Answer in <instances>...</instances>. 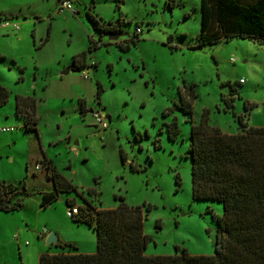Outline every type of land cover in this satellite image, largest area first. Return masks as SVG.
Masks as SVG:
<instances>
[{
  "label": "rangeland",
  "instance_id": "obj_1",
  "mask_svg": "<svg viewBox=\"0 0 264 264\" xmlns=\"http://www.w3.org/2000/svg\"><path fill=\"white\" fill-rule=\"evenodd\" d=\"M83 1L75 5L80 12L76 15L62 11L59 3L56 8L57 0H0V86L11 91L9 103L0 107V128H5L0 132V187L23 186L25 181L31 193L23 199L21 211L0 212V264H38V223L52 219L51 215L57 216L64 231L73 233L68 230L71 219L65 194L52 209L39 210L40 192L54 189L40 159L41 138L56 169L96 207L116 208L122 198L132 207L145 206V211L150 207L146 255H174L178 247L191 255H213L218 224L208 210L222 216L223 204L194 200L191 160L184 158L192 124L181 112L167 118L163 112L179 100L180 89L195 85V124L209 110L212 126L226 134L239 133L237 118L224 112L221 100L234 88L237 114H244L250 126L264 127V45L233 39L192 49L201 30V0ZM88 15L103 25L129 21L123 29L128 34L118 40L97 35ZM7 21L11 25L4 27ZM137 26L142 30L140 41L122 51L117 46L134 39ZM50 27V40L40 48ZM90 35L102 45L91 55V69L64 75L69 58L89 50ZM98 83L104 89L99 100L94 91ZM72 87H86L92 108L83 110L90 119L86 125L77 100H71ZM35 90L43 99L38 102L39 136L26 130L16 115V96ZM174 116L181 136L171 143L164 123ZM136 132L143 141L135 140ZM155 140L160 149L155 148ZM37 162L40 171L35 169ZM131 163L139 170L132 172ZM90 189L98 194L89 196ZM70 197L84 204L75 192Z\"/></svg>",
  "mask_w": 264,
  "mask_h": 264
},
{
  "label": "trees",
  "instance_id": "obj_2",
  "mask_svg": "<svg viewBox=\"0 0 264 264\" xmlns=\"http://www.w3.org/2000/svg\"><path fill=\"white\" fill-rule=\"evenodd\" d=\"M200 13L201 30L192 49L217 46L233 39L264 45V0H201ZM37 18L42 21L41 17ZM88 19L97 35L100 33L108 37L111 33L123 32L124 27L130 24L129 21L121 23L118 20L114 24L103 25L90 15ZM50 31L51 27L43 44L50 40ZM141 33L142 30L136 32L134 39L117 47L124 52L129 51L130 43L136 45ZM172 40L171 36L169 42ZM89 42L87 52L74 56L72 70L83 71L87 66L88 54L102 46L95 42L93 35L89 36ZM195 87L192 85L180 89L179 100L163 112V118L174 115L176 111L188 116L192 130L184 158L191 160L193 198L223 204L222 216L212 209L208 210L218 224L215 253L210 256L191 255L185 249L180 251L178 247L174 255H146L151 237L145 233V221L150 207L146 211L143 209L145 206L132 207L122 198L116 208H98L45 156L43 163L48 167V178L53 181L54 189L41 192V207L48 208L55 204L62 194H78L84 204L79 205L74 198L67 199L66 205L68 209L78 208L79 214L73 217L75 222L87 224L95 230L97 251L92 254L80 253L75 245L67 244L65 247L77 250V253H45L40 257L39 264H264V127L250 126L245 122L244 114H237L233 102L238 91L234 88L229 97L222 94L221 100L225 105L224 112L232 113L237 118L241 132L226 134L212 126L209 110L204 112L200 123L195 124L194 106L198 97ZM103 91L102 85L98 83V100ZM10 97L11 91L0 86V107L7 105ZM37 111L38 100L35 96H16L17 117L23 119L26 130L34 131L39 136L40 119ZM178 120L174 116L171 122L164 123L171 143L178 142L181 136ZM146 137L149 138L148 133ZM135 140L143 141V135L136 132ZM154 144L156 149L161 148L157 140ZM121 159L123 163L127 162L123 151ZM130 166L132 172L139 170L133 163ZM176 180L181 186L179 174ZM22 184L4 183L0 187V211L11 213L23 209V199L31 193L26 182ZM87 193L89 196L98 194L94 189Z\"/></svg>",
  "mask_w": 264,
  "mask_h": 264
},
{
  "label": "crops",
  "instance_id": "obj_3",
  "mask_svg": "<svg viewBox=\"0 0 264 264\" xmlns=\"http://www.w3.org/2000/svg\"><path fill=\"white\" fill-rule=\"evenodd\" d=\"M63 1H65V0H57L56 8ZM83 2H84L83 0H80V1L77 2V4L83 5L82 4ZM13 17H20V15H14ZM45 39L43 38L42 43L44 42ZM46 44H42V46L40 48L44 47ZM78 54H80V52L77 53V54H74L73 56H71L69 58V64H65V66H64V67L68 66V69H70L69 73H71V71H73L75 73H82V72H87L88 70L91 69L88 66H90L89 64L93 60V58L91 56L92 53H90V55L88 57V60H87V66H86V68L83 71H79V70H75L74 71V70L71 69L72 65H73V58H74V56H76ZM36 69H37V71L39 70L38 67H36ZM26 70H27V68L25 67L24 71H26ZM65 71L66 70H64V72ZM64 75H66V74H64ZM97 90H98L97 85L96 86L94 85L95 95H97ZM71 91H72V93L70 95V97H72L71 100L72 101H75V99L77 100V102L79 104V107H80V115H81L82 123H84L86 125V124H88V120H90V119H88L89 118L88 115H86V116L84 115V117H83L82 112H83V110L87 111L88 109H92L91 106L89 105L88 99L86 97V94H87L86 87L84 89H81V90L80 89H75V87H72ZM18 95H23V94H18ZM24 96H35L37 98L38 102H39V100L40 101L43 100L42 98L38 97L37 90H35L34 93H32V95L31 94L30 95L29 94H24ZM96 98H97V96L95 97V99ZM37 113H38V117H39V104H38ZM90 123L92 124L91 121H90ZM92 125H94V124H92ZM39 131H40V127H39ZM43 147H44V145H43L42 138H41L42 157L40 159H43L46 156L47 159H49L50 161H52V163H54V160L48 155V152L46 151L45 148H44L45 149L44 150ZM74 152H76V150H74ZM76 155H78V154L76 153ZM37 164H38V162L36 163V165ZM45 166L47 167V165H45ZM47 169H48V167H47ZM47 169H46V171H44V173L46 175L48 174V170ZM40 170H42V167L40 168ZM41 192L44 193V191H41ZM41 192H40V196H39L40 197V204H41ZM64 196L66 197V199H65L66 201H67V199L73 198V197H70L71 194H65L62 197H64ZM56 203L51 205L48 208L52 209L54 207V205H56ZM48 208H43L40 205V209L39 210L41 211V209H48ZM0 212H2V211H0ZM4 213H6V212H4ZM51 217H52V219H50V220H46L44 222H41V223L39 222L38 223L37 232L39 233V235H38V242L37 243H38V259H39V261H40V257L43 254H45V253H51V254H61V253L74 254V253H77V250H78V252H80V253L92 254V253H95L97 251V244H96L97 243V235H96L95 230L93 228H91L89 225L84 224V223H77L73 219L70 218L71 222L68 221L69 225L66 223V226L68 225V230L70 232H73V233H67L66 231H64L65 227H63V226H61L59 224V222L57 220V216L56 215H51ZM43 227H45V230L43 229ZM51 233H54L57 236L58 244L49 246L47 244V239H48V237H49V235ZM87 241H89V244L87 243ZM95 241H96V243H95ZM67 244L75 245L77 247V250H73L70 247H65V245H67ZM70 250H72V251H70ZM39 261H38V264H39Z\"/></svg>",
  "mask_w": 264,
  "mask_h": 264
},
{
  "label": "built area",
  "instance_id": "obj_4",
  "mask_svg": "<svg viewBox=\"0 0 264 264\" xmlns=\"http://www.w3.org/2000/svg\"><path fill=\"white\" fill-rule=\"evenodd\" d=\"M78 1L79 0H65V1L61 2L60 9L62 11H64V12H68V13H72V14H76L77 15L78 14V11H77V8H76L75 5L77 4ZM10 25L11 24H10L9 21H7V22L4 23V27H8ZM140 31H141V29L137 27V32H140ZM85 78L88 79V75H86ZM241 83H245V81L244 80H241ZM99 119H100L99 122L101 124L103 121H102L101 118H99ZM3 130H5V128L4 129L0 128V132H2ZM9 130L10 131H15V128L14 127H11V128H9ZM40 168H41L40 165H36V167H35L36 170H40ZM77 214H79L78 208L69 209L67 211V216L69 218H71V219H73V217L75 215H77Z\"/></svg>",
  "mask_w": 264,
  "mask_h": 264
},
{
  "label": "water",
  "instance_id": "obj_5",
  "mask_svg": "<svg viewBox=\"0 0 264 264\" xmlns=\"http://www.w3.org/2000/svg\"><path fill=\"white\" fill-rule=\"evenodd\" d=\"M127 34H128V33H126V32H121V33H111V34L109 35V39H111V40H118L119 38L124 37V36L127 35ZM69 72H70V69H67V70L64 72V74L67 75ZM47 244H48L49 246L58 244L57 236H56L54 233H51V234L49 235V237H48V239H47Z\"/></svg>",
  "mask_w": 264,
  "mask_h": 264
}]
</instances>
